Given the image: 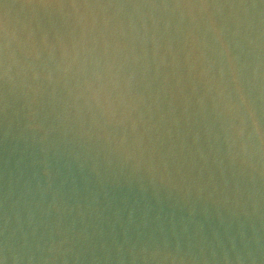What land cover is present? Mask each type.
Here are the masks:
<instances>
[{
    "label": "water",
    "instance_id": "95a60500",
    "mask_svg": "<svg viewBox=\"0 0 264 264\" xmlns=\"http://www.w3.org/2000/svg\"><path fill=\"white\" fill-rule=\"evenodd\" d=\"M0 38V264H264V0H0Z\"/></svg>",
    "mask_w": 264,
    "mask_h": 264
},
{
    "label": "snow or ice",
    "instance_id": "6c2138e0",
    "mask_svg": "<svg viewBox=\"0 0 264 264\" xmlns=\"http://www.w3.org/2000/svg\"><path fill=\"white\" fill-rule=\"evenodd\" d=\"M87 27V21L84 22ZM0 76L9 78L8 67V40L0 38Z\"/></svg>",
    "mask_w": 264,
    "mask_h": 264
}]
</instances>
